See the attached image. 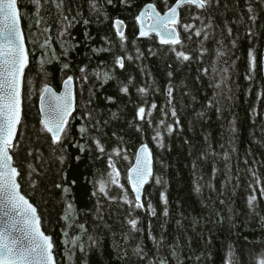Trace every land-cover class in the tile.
Wrapping results in <instances>:
<instances>
[{"label":"trees","instance_id":"trees-1","mask_svg":"<svg viewBox=\"0 0 264 264\" xmlns=\"http://www.w3.org/2000/svg\"><path fill=\"white\" fill-rule=\"evenodd\" d=\"M175 3L63 0L57 8L42 0L37 13L32 0H18L30 60L14 165L22 193L53 239L57 264H258L264 254V3L184 6L181 22L203 28L208 39L204 33L189 39L179 25L181 45L139 36L136 17L145 5L164 13ZM174 47L192 59L177 58ZM68 77L77 109L62 143L53 145L38 101L46 86L59 91ZM140 107L151 112L146 120L137 117ZM142 145L152 150L153 175L145 207L135 208L127 173Z\"/></svg>","mask_w":264,"mask_h":264},{"label":"snow or ice","instance_id":"snow-or-ice-1","mask_svg":"<svg viewBox=\"0 0 264 264\" xmlns=\"http://www.w3.org/2000/svg\"><path fill=\"white\" fill-rule=\"evenodd\" d=\"M32 2L37 5L36 11L38 13L42 0H32ZM53 2L57 8L63 5V0H53ZM109 2L111 3V0ZM213 2L214 0H176V3L168 7L167 12L163 15L156 11L154 5L149 4L147 6L148 12H142L141 16L147 15L153 22L148 25V30L145 31L143 21H141L140 36H147L149 32H155L161 37L162 44L181 45L182 41L177 31V26L179 25L184 31L190 33L189 39L191 35L200 37L204 33V29L196 28L191 24H183L179 19L180 13L178 10L184 6L205 10ZM261 3H264V0H261ZM247 10L252 14L250 18L255 21L254 9L249 6ZM21 19L18 10V0H0V264H56L53 239L40 231V220L37 216L36 208L20 194V183L17 177L22 178V174L18 167L14 166L15 149L19 146L17 126L21 124V83L24 78V70L28 66V53L25 51L24 38L20 29ZM65 19L68 20V17L65 16ZM137 19L139 20L140 17H137ZM193 19H201V17L194 16ZM70 23L71 21L69 20ZM121 23V21L117 20L115 21V26L121 39H124L123 31L120 27ZM228 31L229 35H231L232 30L229 28ZM203 38L208 39L206 33H204ZM233 43L235 42L233 41ZM173 51L176 52L177 58H182L184 61L192 59L189 54L175 47ZM218 55L223 56L225 53L220 52ZM249 56L250 71H253L255 70L256 59L251 52ZM116 63L120 67L124 66L120 58H117ZM223 71L227 72L228 69L225 68ZM248 78L250 79L251 77L249 76ZM64 84L65 92L63 94L57 96L51 92L50 88L45 87L43 91L47 95L41 97L42 102L47 104L46 108L41 109L44 113V119L41 123L43 130L51 134L53 145L61 144L63 137L67 135L68 117L72 111V78L68 77ZM216 87H220V85L216 84ZM121 90L125 93L129 91L127 86ZM139 91L143 93L145 89L140 88ZM169 95H171V89H169ZM151 107L155 109L156 105L152 104ZM150 115L151 112H146L144 107H140L137 111V117L140 120H146ZM172 115L176 116L175 110H173ZM178 123L179 121L177 120ZM167 128L170 133L173 131L171 125H168ZM80 132H85V129L81 128ZM159 137L160 132L157 131L156 138L158 139ZM97 146L101 152L104 151L99 142H97ZM142 153L145 155L143 157L137 156V165L131 169L128 177L135 192L137 203L132 205L135 208L145 207L142 203H139L141 188L148 182L152 174L149 166L150 157L146 146L142 149ZM29 155H32V153L29 152ZM61 161H63V157H61ZM110 167H112L113 173L118 176L119 173L116 171L115 166L110 163ZM28 168L32 172L37 171L31 163L28 164ZM109 175L111 176L112 174L110 173ZM115 182V179H113L112 183ZM159 182L157 180V183ZM57 187H60V185H57ZM64 191L68 192L69 189L65 188ZM99 191L105 192V184L103 182L100 184ZM260 194L264 196V188L261 189ZM161 198L167 203L163 194ZM256 200L257 196L251 194L248 198L249 206L253 207ZM124 202L132 204L128 200L127 195L124 197ZM151 207V204H149L148 208ZM152 214H155L154 209ZM165 214H167V211H165ZM129 223L133 230H136V220L131 219ZM65 236H67V233H65ZM139 251L137 249V252ZM258 264H264V254L259 258Z\"/></svg>","mask_w":264,"mask_h":264},{"label":"water","instance_id":"water-1","mask_svg":"<svg viewBox=\"0 0 264 264\" xmlns=\"http://www.w3.org/2000/svg\"><path fill=\"white\" fill-rule=\"evenodd\" d=\"M148 5H149V4H148ZM148 5H145V6L141 9V11L138 13L137 17H140V19L138 20L137 17H136V24H137V28H138L139 36H140V31H141V21H143V25H144V29H145V31L148 30V25H150V24L153 22L152 19H151L149 16H147V15H145V16H141V13H142V12H143V13H147V12H148V8H147ZM152 5H153V4H152ZM154 6H155V5H154ZM155 8H156V6H155ZM181 9H182V8H181ZM181 9L178 10L179 13H181ZM18 10H19V12H20V16H21V11H20L19 4H18ZM156 11H158L157 8H156ZM158 12H159V11H158ZM165 12H167V11H165ZM165 12H164V13H165ZM159 13H160L161 15L164 14V13H161V12H159ZM179 19H180V15H179ZM114 27H115V29H116L115 23H114ZM120 27H121V29H122V31H123V33H124V32H125V25H124V23H121ZM20 29H21V34H22V36H23V38H24V48H25V51L28 53V66H29V60H30V58H29V52H28V47H27V43H26L25 32H24L23 25H22V19H21ZM177 31H178V29H177ZM116 33L118 34L117 29H116ZM118 35H119V34H118ZM152 35L156 37V39H157V41H158V43H159L160 45H163V46H173V45H171V44H162V43H161V37L158 36L155 32H149V34H148L147 36H141V37H148V36H152ZM175 46H176V45H175ZM28 66H27V67L25 68V70H24V76H25V73H26V70H27ZM66 80H67V79H65V80L62 81L59 91H56V90H55L53 87H51V86H46V87L50 88L52 93H55L57 96H59V95H61V94H63V93L65 92V84H64V82H65ZM23 82H24V78H23L22 83H21V120H22V114H23ZM71 93H72V111H71V115L68 117V120H70V119L73 117V115L75 114L76 109H77L76 85H75L74 80H72V84H71ZM46 95H47V94L43 91L42 94H41V96H40V98H39V101H38V112H39V118H40V121H41V122H42V120L44 119V113L41 111V109L47 107L46 102H42L41 97H42V96H46ZM41 124H42V123H41ZM42 126H43V125H42ZM19 128H20V125L17 126V133H18V131H19ZM48 134H49V136H50V138H51V134H50V133H48ZM51 140H52V138H51ZM145 146H146L147 149H148V155H149V157H150L149 166H150V168H151V173H152V174H151V176L149 177L148 182L145 183V184L143 185V187L141 188V198H140L139 203H142V204H143L144 190H145L146 186L148 185V183L150 182L151 177H152V175H153V164H154V157H153L152 150H151L147 145H142V146H140V147L138 148V150H137V152H136V156H135L134 163H133L132 167L129 169V171H128V173H127V180H128L129 188H130V190H131V192H132V194H133V196H134V199H135V192H134L133 189H132V183L130 182V180L128 179V177H129V175H130L131 169H133V168L137 165V156H142V157H143V156L145 155L144 153H142V149H143ZM14 166H15V165H14ZM17 179H18V182H19L20 177H17ZM20 194L23 195V196L25 197V199L28 200V202H29L34 208H36V207L31 203V201H30V200H29V199H28V198L22 193L21 186H20ZM135 202L137 203L136 199H135ZM36 212H37V216H38V218H39V215H38V211H37V209H36ZM39 220H40V218H39ZM39 227H40V231L43 232V233L45 234V232H44L43 229H42L41 221H40V226H39ZM48 236H49V235H48ZM50 237H51V236H50ZM51 238H52V237H51ZM54 260L56 261L55 255H54ZM56 264H57V261H56Z\"/></svg>","mask_w":264,"mask_h":264}]
</instances>
